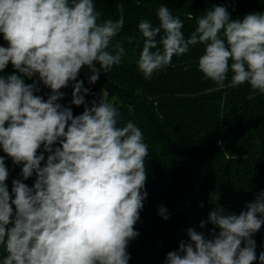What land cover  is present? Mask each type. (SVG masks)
<instances>
[{
    "label": "clouds",
    "instance_id": "1",
    "mask_svg": "<svg viewBox=\"0 0 264 264\" xmlns=\"http://www.w3.org/2000/svg\"><path fill=\"white\" fill-rule=\"evenodd\" d=\"M157 16L158 27L138 24L137 66L145 79L203 44L198 70L204 78L223 88L231 72L228 87L248 84L250 100L264 95V12L234 19L225 6L213 5L188 37L167 6ZM100 17L94 0H0L7 42L0 45V264H129L148 195L149 146L142 129L123 123L104 95L86 101L91 90L78 77L87 68L95 84L101 72L121 64L125 40L132 45L137 38L114 42L123 15ZM9 64L14 71L3 75ZM41 85L50 90L46 99ZM69 86L66 106L62 90ZM72 106L83 111L74 114ZM6 157L20 167L10 190ZM158 214L170 215L163 206ZM209 224L207 236L187 228L188 239L166 253L164 264H264L253 238L264 226V191L239 214L215 207L199 228Z\"/></svg>",
    "mask_w": 264,
    "mask_h": 264
},
{
    "label": "trees",
    "instance_id": "2",
    "mask_svg": "<svg viewBox=\"0 0 264 264\" xmlns=\"http://www.w3.org/2000/svg\"><path fill=\"white\" fill-rule=\"evenodd\" d=\"M94 3L101 13V22L123 15L124 27L114 42L127 36H135L137 40L132 45L125 40L126 53L121 64L101 72L95 84H89L91 73L87 68L78 79L91 90L86 101L99 100L104 95L118 106L123 123L132 121L142 129L149 146L145 158L148 195L135 226L140 235L129 243V264H164L166 253L188 239L187 228L209 234L212 225L200 229L199 222L206 220L215 207L239 214L246 203L264 191V95L257 94L250 100L247 97L252 90L248 84L228 87L231 72L223 88L204 78L198 70L203 44L190 47L182 56H174L170 66L145 79L137 66L143 47L138 24L148 20L158 27V8L164 5L183 22L182 31L188 37L197 27V18L213 5L225 6L234 19H240L247 12H264V0H94ZM0 45L7 47L2 34ZM13 71L9 64L2 74ZM49 91L41 85L39 94L46 99ZM62 91L65 97L61 103L68 106L72 87ZM72 108L74 114L83 111V106ZM0 155H5L2 150ZM5 162L10 173L7 182L10 190L12 179L20 178V167L10 158L6 157ZM34 179L25 183L31 186ZM161 206L170 214L167 220L158 214ZM253 238L259 256L264 251V226Z\"/></svg>",
    "mask_w": 264,
    "mask_h": 264
}]
</instances>
